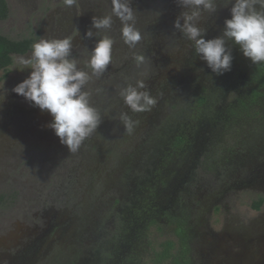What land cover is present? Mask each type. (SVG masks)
<instances>
[{
    "label": "flooded vegetation",
    "instance_id": "obj_1",
    "mask_svg": "<svg viewBox=\"0 0 264 264\" xmlns=\"http://www.w3.org/2000/svg\"><path fill=\"white\" fill-rule=\"evenodd\" d=\"M10 1L14 7L17 6L15 0ZM22 1L28 6L30 0ZM6 3L8 13L0 22L9 17V0ZM19 4L20 10H23V4ZM30 5L33 8L28 12H34L35 24H32V30L17 39H29L32 43L24 52L13 54V58L29 56L33 43L40 38L72 37V56L79 62V68L90 71L86 61L96 41L107 34L114 40V45L107 70L98 78L94 77L86 87L92 93V105L103 117L102 123L75 153H70L47 127L52 117L46 111L42 112L11 91L23 79L17 81L0 100V105L4 102L3 109H0V264H96L100 260V255H96L102 248L108 250L102 264H138L135 253L141 232L147 222H156L154 217L157 216L175 226V238L172 240L176 242L179 241L178 230L184 229L189 246V264H264V211L260 210L264 206V163L258 168L257 178L251 175L250 170L240 181V184L260 191L259 198L263 199L260 209H255L259 225L253 228L252 221L246 225L244 219L241 221L234 215L230 217L227 212L220 229H212L201 213L206 203H196L195 210H200L194 215L186 207L187 203L177 198L178 188L186 190L190 197L185 183L189 179L181 174L166 175L170 174L168 168L171 170L173 164L180 160L190 162L188 158H191L195 146L192 143L187 146L188 139L185 140L180 133L169 148L171 152L165 153L164 150L167 138L170 139L171 124L179 121L177 124L182 126L181 112L167 115V110H164V105L170 108L171 104L168 93L179 85L182 87L187 78L182 79L179 75L184 67L186 70L196 68L199 58L190 42L173 28L174 20L184 10L176 0H132L136 27L142 35L135 48H129L123 42L121 24L116 18L111 30L104 32L92 28L93 37L85 38L93 16L102 17L111 13V0H76L71 7H67L64 0H31ZM230 7L218 4L217 12L202 23L207 30L205 39L220 35L223 21L230 18ZM229 46L233 55L231 66L234 68L231 81L238 88H244L249 67L245 65L235 69L237 62L245 57L238 46ZM237 50L240 55L236 57L234 52ZM134 54L145 57V62L139 67L134 61ZM186 55L190 56L189 60ZM13 61L0 81L7 77ZM239 69L243 71L242 77L239 76ZM20 71L27 78L31 69ZM0 72L1 75L5 73ZM138 79L144 80L147 90L157 100L151 111L133 113L119 95L123 87L134 84ZM121 112H127L133 120L139 121L130 135L118 119ZM185 129L181 127L180 130L185 133ZM154 139L159 144L155 151L152 147ZM182 148L188 150L180 159ZM152 151L157 153L156 160L150 158ZM108 167L111 171L100 175V171ZM125 169L126 173L121 175ZM96 180L102 182L105 191L113 187L107 185L112 182L116 187L119 196L109 199V203H114L113 213L104 215L107 206L97 209L98 202L95 199L90 201L88 187ZM84 187L87 193L80 195ZM100 194H103L102 191ZM78 197L81 203L75 216L74 206H77ZM193 198L200 200L195 196ZM222 198L212 197L207 210L221 211L218 202ZM18 201H21L19 205ZM139 202L141 207L134 208ZM72 211L73 215H70ZM187 216H193L192 224L186 220ZM105 217L110 219L101 225L100 221ZM89 225L94 228L108 225L120 228L110 244L104 241L96 248L84 246L79 251L76 249L78 245H88L84 239ZM103 232L100 230L99 234ZM81 233H84V239ZM192 238L197 242L195 258ZM66 250L69 254L67 258L63 257Z\"/></svg>",
    "mask_w": 264,
    "mask_h": 264
},
{
    "label": "rangeland",
    "instance_id": "obj_2",
    "mask_svg": "<svg viewBox=\"0 0 264 264\" xmlns=\"http://www.w3.org/2000/svg\"><path fill=\"white\" fill-rule=\"evenodd\" d=\"M18 1L23 4L21 5L23 10H20L21 7H19L20 4ZM9 2V17L0 22V33L9 38L17 39L23 36L25 32L32 30V24H35L33 21L34 12H28L33 6L30 5L31 0L28 6H26L22 0H15L17 4L16 7L13 6L10 0ZM234 55H240L238 50L234 52ZM186 58L189 60L190 56L186 55ZM245 61L246 64L244 63ZM245 65L249 67L253 64L247 58L240 59L235 69H238V67L244 68ZM20 70H22V66L17 64L14 60L12 66L9 68L7 77L0 81V83L4 82V89L9 91L17 81L25 79ZM239 71L241 72L239 76L242 77L243 71L240 69ZM232 74H234L233 66L222 75H217L212 73L206 63L198 58L196 68L194 67L191 70H186L184 67V70L179 75L182 79L185 77L187 78L184 84H181L182 87L178 84L179 86L175 87V90H170L168 93L171 102L170 108L164 105V110H167V115L178 112L182 114V126L177 124L178 121L176 123L172 122L173 124H171L169 128L170 139L167 138L168 140H166L168 142L166 146H164L165 153L171 152L169 148L175 143L176 136L180 133H182L185 140L188 139L187 146L191 143L195 145L192 150L191 158H188L190 162L180 160L176 165L173 164L171 170L168 168L170 174L168 173L166 175L170 177V175L176 176L181 174L189 179V181L185 183L188 188L187 190H189L188 192L191 194L190 197L186 194V190L181 188H178L176 194L181 202L187 203L186 207L193 211L194 215L199 214L200 210H195L194 205L196 203L201 201L208 205L212 201V197H223L222 200L218 202L221 211H216L215 209L207 210V205L203 206V210H201V213L205 216V223L216 230L220 229L227 212L230 217L234 215L235 218H240L241 221L244 219L246 225L252 221V228L259 225V220L257 219L258 212L252 207V203L259 198L260 191H255L254 189L246 187L243 183L240 184V181L245 179L246 173L250 172V170L251 175L257 178L260 170L258 168L264 163V99L262 100V105L259 104L254 106V110L259 111L258 114L242 115L243 121H236L234 117H230V106L237 103L236 97L239 98L247 92V89L238 88V86L231 81L230 77H232ZM175 93L177 95L174 97ZM4 95L5 93L3 97ZM203 96L206 97V103L200 106L198 101ZM3 106L4 102L0 105V109H3ZM157 110H161V108ZM214 114H216L214 116L215 120L212 118ZM181 127H186L185 133L180 130ZM155 140L156 139H154L152 143L153 149L155 148L154 151L159 145ZM187 146L185 145L184 147ZM187 150L185 151L184 148H182L179 156L180 159L185 157L184 155H186ZM154 151L151 153V160L157 159V153L155 154ZM147 157L149 156L147 155ZM181 166L182 168H180ZM110 171V167L107 169L104 168V170L102 169L100 171V175L103 176ZM125 173L126 169L124 172L122 171L121 175ZM101 183V181H93V184L88 187V194H90L89 197L91 202H94V199L98 202V206H96L97 209L107 206V212L104 214L106 215L113 213L114 203H109V199L119 196V193L115 191L116 187L112 184L113 182L107 184L113 186L107 191H105V187ZM185 183L181 184L182 187ZM101 191L103 194H100ZM82 193H87L85 187L81 189L79 194L81 195ZM183 196L185 198H183ZM193 196L200 198V200H195ZM188 198L191 199L188 200ZM70 202L73 203L74 200L71 199ZM126 202L129 203V201ZM20 203L21 201H18L17 205ZM80 203V198L78 197L77 206H74L75 216L78 215ZM140 203L141 202L136 203L134 208L140 206ZM260 210L261 212L264 211V206H262ZM71 213L70 215H73V211ZM100 213L103 214V212ZM160 217L161 216L154 217L156 222H147L143 227V234L141 233L142 237H140L139 247L135 253L138 256V264H150L149 254L152 253L154 249H158L162 241L175 238V226L169 223L167 219H161ZM109 219V217H105V220L100 221V224L102 225L105 221H109ZM186 220H189L190 224H192L193 216H187ZM113 223L118 224L117 221ZM89 226V231L85 232V239L83 237L84 233H81V238L88 241V245H81L82 243L80 245L77 244L78 247H76V249L79 251L84 246L91 249L96 248L101 242L104 243V241L110 244L114 237L118 235L117 232L120 228L118 226L112 228L109 227L110 225L103 228H100V226L98 228H94L92 225ZM100 230L104 231L101 235L99 234ZM75 238L77 237L75 236ZM78 241L81 242L80 239H78ZM191 242L194 247L192 248V253L195 258L197 253L195 251V244L197 242L194 238L191 239ZM107 252L108 250L105 248L100 250V253L96 255H100V260L97 261L96 264H102L104 257L108 254ZM68 256V250H66L63 257L67 258ZM165 264H170V262Z\"/></svg>",
    "mask_w": 264,
    "mask_h": 264
},
{
    "label": "clouds",
    "instance_id": "obj_3",
    "mask_svg": "<svg viewBox=\"0 0 264 264\" xmlns=\"http://www.w3.org/2000/svg\"><path fill=\"white\" fill-rule=\"evenodd\" d=\"M64 3L71 7L76 0H64ZM131 3L132 0H111V13L93 16L85 38L93 37L92 28L104 32L111 30L116 18L121 24L123 42L135 48L142 35L136 27V11ZM176 3L184 10L174 20L173 28L190 42L194 53L212 73L222 75L231 69L233 55L229 44L238 46L252 64L264 63V0H176ZM218 4L231 5L230 18L223 21L220 35L205 39L207 30L202 23L217 12ZM113 45L114 40L107 34L96 41L86 61L90 71L79 68V62L72 56V37L40 38L33 43L29 56L13 58L22 69L30 68L31 71L11 91L52 117L47 127L70 153L77 152L102 123L103 117L92 105V93L86 87L94 77L98 78L107 70L112 61ZM133 58L137 67L145 62L142 54H134ZM6 91L4 82L0 83V100ZM119 95L133 113L151 111L157 103L142 79L123 87ZM118 119L129 135L139 124L127 112H121Z\"/></svg>",
    "mask_w": 264,
    "mask_h": 264
},
{
    "label": "trees",
    "instance_id": "obj_4",
    "mask_svg": "<svg viewBox=\"0 0 264 264\" xmlns=\"http://www.w3.org/2000/svg\"><path fill=\"white\" fill-rule=\"evenodd\" d=\"M8 7L6 0H0V19L6 17ZM32 40L29 39H12L0 33V71H4L0 75V79L6 74L8 66L13 61V54L22 53L30 47ZM247 79L245 89L247 92L239 98L236 97L237 103L230 106V117H234L236 121H243L242 115L258 114V110H254V106L262 105L264 99V63L253 64L249 66L247 71ZM246 85L248 88H246ZM247 94V97H246ZM206 97L203 96L199 104L204 105ZM215 113V111H214ZM217 114V113H216ZM213 119L215 120V115ZM263 199L260 197L252 203V207L256 210L260 209ZM142 233V232H141ZM143 234V233H142ZM141 234V237H142ZM179 241L166 239L160 243L158 249H154L149 255L152 264H189V246L187 244L184 229L178 230Z\"/></svg>",
    "mask_w": 264,
    "mask_h": 264
}]
</instances>
